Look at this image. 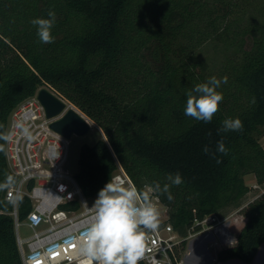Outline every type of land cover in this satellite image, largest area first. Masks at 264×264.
<instances>
[{
  "label": "trees",
  "instance_id": "trees-1",
  "mask_svg": "<svg viewBox=\"0 0 264 264\" xmlns=\"http://www.w3.org/2000/svg\"><path fill=\"white\" fill-rule=\"evenodd\" d=\"M49 10L55 40L42 44L30 21ZM203 46L218 58L202 59ZM213 76L227 77L217 89L219 111L207 123L185 116L186 93ZM44 87L104 133L80 149L76 178L85 196L111 181L116 158L139 191L154 182L163 188L178 172L183 182L170 186L172 201L153 195L182 237L200 229L196 219L242 207L245 176L254 174L263 193L243 207L236 244L217 255L223 263L254 260L264 244V0H0V134L10 113ZM237 117L241 131L221 130ZM221 140L227 155L217 151ZM0 145V184L8 175L15 183L6 140ZM10 185L0 187V264H23L5 198ZM30 210L23 198L20 219Z\"/></svg>",
  "mask_w": 264,
  "mask_h": 264
},
{
  "label": "built area",
  "instance_id": "built-area-1",
  "mask_svg": "<svg viewBox=\"0 0 264 264\" xmlns=\"http://www.w3.org/2000/svg\"><path fill=\"white\" fill-rule=\"evenodd\" d=\"M39 91L10 113L6 130L10 137L5 145L6 160L16 181L8 187L5 198L13 205L9 214L14 217L17 244L23 264H87V258L80 252V237L94 215L93 205L82 191L77 173L67 169L71 138L56 132L51 125L70 109L80 113L90 126L95 123L58 94L66 106L58 115L48 118L38 100ZM17 121L29 127L34 139L29 141L22 136L14 126ZM116 164L112 180L136 187L117 158ZM150 195L158 207L159 198ZM23 198L29 199L31 210L21 220L19 203ZM226 219L217 214L196 219L194 225L200 229L193 227L186 237L172 226L169 217L162 219L157 230L146 233V250L139 264H183L184 243L220 227ZM22 227L29 228L31 235L22 237L19 232Z\"/></svg>",
  "mask_w": 264,
  "mask_h": 264
},
{
  "label": "clouds",
  "instance_id": "clouds-1",
  "mask_svg": "<svg viewBox=\"0 0 264 264\" xmlns=\"http://www.w3.org/2000/svg\"><path fill=\"white\" fill-rule=\"evenodd\" d=\"M48 18H34L30 23L36 28L37 37L42 44L54 43L52 29L56 23V14L53 10L47 12ZM227 82L210 77L207 82L196 84L186 93L187 99L184 114L197 121L211 122L219 111L223 101V94L217 89L221 83ZM255 102L254 99L252 101ZM21 131L23 137L31 141L34 139L29 127L23 121L14 125ZM243 122L237 118H227L222 122V131H241ZM0 139L8 140V135L0 134ZM0 151L3 146L0 145ZM208 153L207 146L203 149ZM219 153L228 154L223 141L217 143ZM217 160V163H220ZM163 188L159 182L148 186L146 191H138L133 185L125 186L124 182L116 179L108 182L98 193L91 207L94 215L80 237V252L87 258V264H139L146 250V233L157 230L159 226L160 211L153 203L152 193H166L167 199L174 197L170 186H179L183 180L180 173L169 174ZM14 178L6 176L4 184L7 187L13 183Z\"/></svg>",
  "mask_w": 264,
  "mask_h": 264
},
{
  "label": "rangeland",
  "instance_id": "rangeland-1",
  "mask_svg": "<svg viewBox=\"0 0 264 264\" xmlns=\"http://www.w3.org/2000/svg\"><path fill=\"white\" fill-rule=\"evenodd\" d=\"M199 55L202 59L209 61V63L216 60L219 56L213 52L211 46H203ZM44 88H47L56 94V92H54L49 87ZM100 139H105L104 133L102 129L95 124L91 125V129L87 135H73L71 137L70 157L68 160L67 169L69 171H72L73 173H77L79 170L78 158L81 147L83 145L93 146ZM259 140L264 147V136H262ZM245 182L250 187V193L243 199V206L240 208H237V206L227 207L222 212L227 219L221 226L229 224L234 238L238 236L246 221L245 209L242 210L243 207H246L250 201H252L256 197L261 196V194L263 193L262 187H256L257 182L254 174L245 176ZM253 186H255L256 188H253ZM97 196L89 199L90 205L94 204ZM157 205L160 211L159 221H161L162 219H166V217H169L167 208L161 202ZM19 232L22 237H27L32 233L31 230L27 227H22ZM199 236L200 238H197ZM204 236H206V238ZM200 239H206V241L204 240L205 242L202 243ZM234 241L225 240V238L222 239L221 236L216 232L209 233V235H197L196 237L186 241L185 248L182 253L183 264H245V262H242L240 260H230L223 263L218 261L217 259L219 251L235 245L236 242L234 243ZM263 254L264 244L260 247L254 260L251 263L246 264H264Z\"/></svg>",
  "mask_w": 264,
  "mask_h": 264
},
{
  "label": "water",
  "instance_id": "water-1",
  "mask_svg": "<svg viewBox=\"0 0 264 264\" xmlns=\"http://www.w3.org/2000/svg\"><path fill=\"white\" fill-rule=\"evenodd\" d=\"M38 100L44 107L48 118L58 115L66 106L55 93L47 88L39 91ZM51 127L68 139L73 135L85 136L91 129L86 119L74 109H70L61 119L52 123Z\"/></svg>",
  "mask_w": 264,
  "mask_h": 264
},
{
  "label": "crops",
  "instance_id": "crops-1",
  "mask_svg": "<svg viewBox=\"0 0 264 264\" xmlns=\"http://www.w3.org/2000/svg\"><path fill=\"white\" fill-rule=\"evenodd\" d=\"M257 182V181H256ZM213 232H216L217 234H219L220 236H221V238L222 239H224L225 238V240H229V241H234V243L236 242V240H237V237L236 238H234V235L232 234V232H231V229H230V227H229V224L228 225H223V226H221V227H219V229L217 228V229H212V230H210L209 232H207V233H204V235H209V233H213ZM200 235H203V234H200ZM205 238H206V236H204ZM197 238H200V236L199 237H197ZM199 240V239H198ZM201 240V239H200ZM206 241V239H203V240H201V242L202 243H204L205 241ZM264 255V254H263ZM246 264V263H245Z\"/></svg>",
  "mask_w": 264,
  "mask_h": 264
}]
</instances>
